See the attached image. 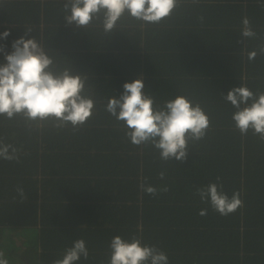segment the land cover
Instances as JSON below:
<instances>
[{
  "label": "trees",
  "instance_id": "trees-1",
  "mask_svg": "<svg viewBox=\"0 0 264 264\" xmlns=\"http://www.w3.org/2000/svg\"><path fill=\"white\" fill-rule=\"evenodd\" d=\"M64 3L0 0V34L10 32L0 39L5 52L21 36L41 41L58 69L86 77L95 102L75 130L0 116V139L19 150L18 162L0 159V251L8 264H53L77 239L89 251L77 264H108L117 235L155 245L169 264H264V142L240 134L224 99L239 86L264 92V55L248 60L264 45V0H184L160 24L125 18L110 36L96 24L68 25ZM244 17L256 37L241 36ZM138 78L158 105L184 95L208 114L207 135L189 143L183 163L133 145L105 110ZM210 183H222L229 197L239 191L243 207L221 216L201 202L196 189ZM141 184L168 191L152 196Z\"/></svg>",
  "mask_w": 264,
  "mask_h": 264
},
{
  "label": "clouds",
  "instance_id": "clouds-1",
  "mask_svg": "<svg viewBox=\"0 0 264 264\" xmlns=\"http://www.w3.org/2000/svg\"><path fill=\"white\" fill-rule=\"evenodd\" d=\"M184 0H65L64 18L68 25H75L85 30L94 24L102 28L105 35H111L118 29L125 18L139 22L141 27L157 25L171 18ZM193 3L198 0H192ZM203 19V18H201ZM27 28L25 35L31 32ZM241 36L254 38L253 30L247 17L242 19ZM10 35L8 30L0 34V39ZM12 51L4 53L0 64V116L8 120L17 117L27 125H39L51 121L57 127L78 129L91 119L95 102L85 94L86 77L73 75L70 68L58 69L54 58L49 55L35 38L21 36L11 44ZM264 55V45L248 52V60L257 54ZM123 93L119 98L110 97L105 110L126 129L125 135L135 146L151 145L159 152L162 161L175 159L183 163L187 160L189 143L203 139L210 129L208 114L200 103L184 95L164 101L163 106L147 94L142 78L123 84ZM224 99L236 109L232 115L234 127L242 136L249 131L264 142V92L254 93L247 86L234 87L224 95ZM19 150L12 144L0 139V159L19 161ZM164 172L159 174L164 178ZM217 181H220L218 176ZM141 189L152 196L161 189L141 184ZM17 193L25 199L22 187ZM201 202L209 203L221 216H228L243 207L241 193L234 191L229 197L223 191L222 183H210L197 188ZM201 210L200 215H206ZM110 259L108 264H169L168 256L155 245L143 244L139 237L129 240L114 236L109 244ZM89 251L83 239H77L71 247L64 250L62 259L53 264H77L83 258L87 260ZM0 264H8L4 253L0 251Z\"/></svg>",
  "mask_w": 264,
  "mask_h": 264
}]
</instances>
